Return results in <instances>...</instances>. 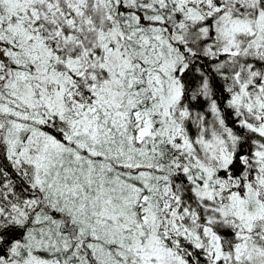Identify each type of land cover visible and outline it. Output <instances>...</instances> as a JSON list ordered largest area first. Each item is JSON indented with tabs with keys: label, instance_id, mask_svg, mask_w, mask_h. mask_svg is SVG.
I'll use <instances>...</instances> for the list:
<instances>
[{
	"label": "snow or ice",
	"instance_id": "1",
	"mask_svg": "<svg viewBox=\"0 0 264 264\" xmlns=\"http://www.w3.org/2000/svg\"><path fill=\"white\" fill-rule=\"evenodd\" d=\"M0 264H264V0H0Z\"/></svg>",
	"mask_w": 264,
	"mask_h": 264
}]
</instances>
